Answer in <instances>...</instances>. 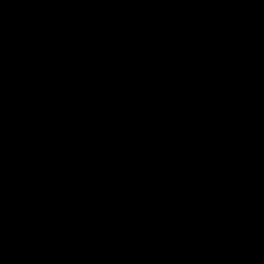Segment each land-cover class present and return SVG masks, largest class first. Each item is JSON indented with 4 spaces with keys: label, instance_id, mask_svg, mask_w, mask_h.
Instances as JSON below:
<instances>
[{
    "label": "water",
    "instance_id": "obj_1",
    "mask_svg": "<svg viewBox=\"0 0 264 264\" xmlns=\"http://www.w3.org/2000/svg\"><path fill=\"white\" fill-rule=\"evenodd\" d=\"M87 84L68 87L71 104L49 116L15 105L0 110V250L7 264H74L72 249L90 230L106 203L138 230L124 239L133 264H218L214 254L242 236L264 216V163L252 154L264 148V116L244 95L235 120L225 124L213 112L191 130L179 123L186 107L156 104L162 93L137 90L121 111L92 112L84 102ZM164 118L175 127L166 137L149 135L111 145L103 136L113 126ZM82 133L94 137L81 145ZM58 157L45 174L39 154ZM218 202L242 210L246 219L223 244L185 237L180 252L162 243L154 212L173 217ZM264 264V252L245 262Z\"/></svg>",
    "mask_w": 264,
    "mask_h": 264
},
{
    "label": "trees",
    "instance_id": "obj_2",
    "mask_svg": "<svg viewBox=\"0 0 264 264\" xmlns=\"http://www.w3.org/2000/svg\"><path fill=\"white\" fill-rule=\"evenodd\" d=\"M246 1L241 2L234 24V18L221 23L219 19L238 3L228 2L216 9L210 23L224 29L223 38L218 44L211 40L198 44L184 38L178 26L160 31L165 16L151 20L156 28L153 32L133 25L138 15L129 14L121 21L117 10L122 0H0V110L20 103L33 114L49 116L66 109L70 82L86 80L99 85L89 92L86 106L106 110L124 107L137 90L159 91L163 100L172 103L185 98L180 122L185 130L199 124L207 112L231 119L237 113L234 101L239 91L263 108L264 0ZM57 2L60 5L54 4ZM180 3L167 0L160 9H167L165 14L176 12ZM59 6V12L37 11ZM127 9L128 0L123 11ZM88 11L91 14L86 16ZM75 16L88 18L78 22ZM126 24L130 28L122 27ZM258 26L261 28L256 30ZM234 27L236 37L228 40V31ZM128 49L132 50L126 52ZM217 76L224 82L214 83L212 78ZM248 80H252L249 86L241 89ZM137 124H144L142 130L136 129ZM137 124L124 126L122 136L142 138L149 133L163 137L170 128L164 118ZM91 138L86 135L87 140ZM154 214L157 232L177 244L188 235L197 241L223 244L246 219L244 211L223 209L218 202L177 217ZM133 228L107 202L94 226L82 230L71 252L74 264H133L123 243ZM245 237V247L264 248V216L247 229ZM225 251L216 253L218 260L228 258ZM6 258H0V264H7Z\"/></svg>",
    "mask_w": 264,
    "mask_h": 264
},
{
    "label": "rangeland",
    "instance_id": "obj_3",
    "mask_svg": "<svg viewBox=\"0 0 264 264\" xmlns=\"http://www.w3.org/2000/svg\"><path fill=\"white\" fill-rule=\"evenodd\" d=\"M166 1L167 0H128V9L123 11V5L125 4V2H127V0H122V4L120 5V8L117 10V14H119L118 16L121 18L120 20L123 22H125L127 20L125 18L129 14L138 15V18H136L134 20L133 25L139 24L136 27L137 29L145 27L150 32H153L156 29L154 24L151 23V20L153 18H156L155 17L156 15L165 16L166 21H165V23H163L160 31L164 32V31L168 30L169 28H173V27L178 26L180 28V31L182 32L183 37L188 38L190 42L203 44V43H207L206 42L207 40H211L210 41L211 43L218 44V41L220 40V38H223V30L224 29L220 28L219 26H213V23L212 24L210 23V16L213 14L214 10L217 9V7L220 8L221 6L227 4L228 2L234 1V2L238 3L234 9L232 7H230V9L225 13L228 17L234 18V19H232V23L234 24L235 20H237V12H239V8L242 6V5H240V4H242L241 2L247 3L246 0H180L181 3H180V10L179 11L165 14L164 11L166 12L167 9L162 10V9H160V7H162V4L165 3ZM54 4L60 5L59 2L54 3ZM59 10H60V6L53 8V9H48L47 7H39L37 9V11L44 12V13H51L52 11L59 12ZM115 10L116 9H114V11ZM141 11H143V13L145 14L144 16H139V13H141ZM234 13H236V14H234ZM160 18H162V17H160ZM73 19L76 20L77 17H75ZM80 21H78V22H80ZM90 21L93 22L92 19H90ZM223 21H225V19H223ZM122 27L123 28H130V26L128 24H126ZM260 28L261 27L258 26V28L256 30H258ZM233 29L235 31V27L228 31V38H229L228 40L234 39V38H231V36L236 37V35L232 31ZM130 50H132V49H128L127 52H129ZM139 53H141V52H135L134 54H139ZM212 81H214V83H216V84L217 83L221 84L224 82V80L218 76L213 77ZM251 82H252V80H248L247 82H242L240 88L242 89L243 87H246ZM83 83L87 84V90H86L87 92H86L85 99H84V102L86 103L87 96H88L89 92H92L93 90L95 92L99 88V85L96 82H94V84L92 81L87 82V80ZM72 84H74V82H70V85H72ZM241 95H244L245 99L250 100L248 98L246 92H243V91H241V92L239 91V93H237L236 97L239 98V96H241ZM95 102H97L96 99H95ZM182 102H185V98L181 99V101H177L174 103L181 105ZM234 102L236 103L235 107L237 106V113H238V107L241 104V100H236ZM155 103L159 104V105H165V104H168L170 102L165 101L161 98L160 100L155 101ZM251 103L257 104L253 101H251ZM70 104H71V98L68 101V103L66 104V108H68L70 106ZM15 105L22 106L20 103H15V104L11 105V107H13ZM122 108L123 107L121 106L119 109H116L113 111H121ZM87 109L92 111V112H107V111L112 110V109L106 110L104 108H100L97 106H93V107L87 106ZM3 111L5 113H8L10 111V109H4ZM237 113L229 120H227L225 118H221V119L225 124H229L235 120ZM263 116H264V107H263ZM156 119H158V118H155L153 120H156ZM142 121H140V122H142ZM137 123H139V122H137ZM137 123H134V124H137ZM179 125H180V123H179ZM143 126H144V124H137L136 129L142 130ZM196 126H194L193 128H195ZM123 127L124 126H117V125L113 126L107 133L104 134L103 140L106 141L107 143L111 144V145H116V144H120L123 142H127L134 137L141 138L140 136H131V137L122 136L121 132L123 131ZM174 127H175V125L172 122H170V128H168L166 130V134L163 137L168 136L171 133V131L174 129ZM193 128H190L189 130H191ZM87 134H90V133H82L81 134V145L82 146L86 145L94 137V133H92L91 134L92 138L87 140L86 139ZM148 136H149V133H145L142 136V138H146ZM159 136H161V135H159ZM39 155H41V156H39ZM39 155H37L34 158V164L36 166H38L43 171V173L50 174L48 171V165H49V163L58 159V157L55 156L54 154H51V153H45V154H39ZM251 159L255 163H264V148L257 149L252 154ZM154 216H155V214L153 213L152 223L155 227L156 223H155ZM136 230H138V228L134 227L131 230L130 234ZM159 234L161 236H163L162 243L165 246L171 247L174 254H177L180 252V248H181V245H182L184 239H183V241H180L177 244V243L171 242L167 238V236H165L164 234H162V233H159ZM121 238L123 239L124 237H121ZM123 243H124V240H123ZM226 248H227L226 251L225 250H223V251H225L224 255H225V253L227 254V257H228L227 259L218 260L217 257H218L219 253L214 255V259L217 261L218 264H231L234 261L236 262L235 259L238 260L237 262H243L244 260H242V259H244L248 255V252H250V251L259 250V251L264 252V248H258L256 246L245 247V244H241L240 246L233 247V248H231V247H226ZM223 251H221V252H223ZM7 255L8 254L4 250H0V258L3 259L5 257H7ZM220 256H221V254H220Z\"/></svg>",
    "mask_w": 264,
    "mask_h": 264
},
{
    "label": "flooded vegetation",
    "instance_id": "obj_4",
    "mask_svg": "<svg viewBox=\"0 0 264 264\" xmlns=\"http://www.w3.org/2000/svg\"><path fill=\"white\" fill-rule=\"evenodd\" d=\"M228 237V236H227ZM246 239V237H245V234L242 236V242L240 243V244H236V245H233V246H223V247H221L216 253H218L219 251H222L224 248H226V247H231V248H233V247H237V246H240L241 244H244L243 242H244V240ZM226 240V239H225ZM215 253V254H216ZM249 253V252H248ZM178 254V253H177ZM214 254V255H215ZM213 255V256H214ZM247 259H248V255L244 258V259H242V260H244L243 262H245V261H247ZM236 261H238L237 259H235ZM235 262V261H234Z\"/></svg>",
    "mask_w": 264,
    "mask_h": 264
},
{
    "label": "built area",
    "instance_id": "obj_5",
    "mask_svg": "<svg viewBox=\"0 0 264 264\" xmlns=\"http://www.w3.org/2000/svg\"><path fill=\"white\" fill-rule=\"evenodd\" d=\"M219 7H217V9H218ZM221 8H222V6H221ZM216 11V9L214 10V12ZM213 12V13H214ZM91 14V11H88L87 12V14H86V16L87 15H90ZM234 14H236V13H234ZM75 17H77V19H76V21H84V20H86V18H88V17H86V18H83V17H80V16H75ZM74 17V18H75ZM233 17V16H232ZM227 18H230V17H228L227 15H224L221 19H219V21H220V23L223 21V19H227ZM238 18V17H237ZM238 20V19H237ZM127 52V51H126Z\"/></svg>",
    "mask_w": 264,
    "mask_h": 264
}]
</instances>
